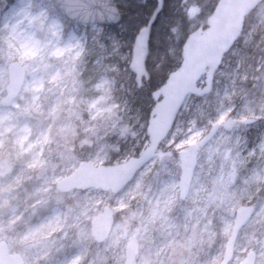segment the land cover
I'll list each match as a JSON object with an SVG mask.
<instances>
[{
  "label": "clouds",
  "instance_id": "1",
  "mask_svg": "<svg viewBox=\"0 0 264 264\" xmlns=\"http://www.w3.org/2000/svg\"><path fill=\"white\" fill-rule=\"evenodd\" d=\"M209 2L181 0L189 36L213 35L193 41L211 77L194 102L138 94L149 56L175 58L179 22L163 50L134 42L132 73L90 65L55 23H0V264H253L257 247L264 264V131L250 148L233 136L264 121V0L202 19Z\"/></svg>",
  "mask_w": 264,
  "mask_h": 264
},
{
  "label": "trees",
  "instance_id": "2",
  "mask_svg": "<svg viewBox=\"0 0 264 264\" xmlns=\"http://www.w3.org/2000/svg\"><path fill=\"white\" fill-rule=\"evenodd\" d=\"M115 1L121 12V19L117 25H107L104 27L106 30L105 33H107L104 35V42L111 55H114L115 51L119 52L120 49L123 53L127 51L128 55H130L134 35L137 30L147 22L156 7V0ZM192 2L199 4L201 3V0H193ZM215 2L216 0H210L205 7V13L201 14L202 19L207 12L212 10ZM184 7L185 5L181 3V0H163L161 11L157 14L152 25L149 45L153 53H156L158 50H163L167 46L166 38L171 35L170 28L178 22L180 23V43L177 44V54L175 58H168V60L158 69L155 67V61L152 56H149L147 68L151 74V78L138 93L144 97L146 105L153 103V99L150 96L151 90L161 85L167 74L172 69L176 68L180 62V46L188 33L192 30L188 27V21L184 17ZM114 46H116V50L114 49L115 51L112 50ZM235 58V55L229 50L224 55L223 62L219 68L223 69L225 68V65H234ZM194 98L200 99L198 96H194Z\"/></svg>",
  "mask_w": 264,
  "mask_h": 264
},
{
  "label": "water",
  "instance_id": "3",
  "mask_svg": "<svg viewBox=\"0 0 264 264\" xmlns=\"http://www.w3.org/2000/svg\"><path fill=\"white\" fill-rule=\"evenodd\" d=\"M0 3H2V0H0ZM224 3L227 4L228 0H224ZM162 4L163 0H156V7L148 18L146 24L141 26L136 32L131 47V57L134 42L136 43L137 48L142 46L145 40L149 43L152 25L157 14L161 11ZM7 5L8 0L7 3H4L3 6L0 7V18L5 12ZM54 5L72 24L76 25L90 26L94 24H118L121 19V13L115 0H54ZM193 10L195 11V9ZM189 34L182 43L184 44L186 40L188 41L186 55L181 56L179 65L167 74L164 82L151 91L156 97L154 103L166 104L171 99L173 93H178L181 90L186 89L188 96L189 94H196L197 89L202 90L207 87L211 77L206 67L198 62V51L196 44L193 43V41L211 40L213 38L211 28L209 24L206 23V26L203 27L200 32L196 33L195 36L190 37ZM221 61L222 59L217 57L219 65ZM129 69L132 72L130 67ZM203 77L204 84L200 86L199 82ZM147 83L148 80L144 82V84ZM252 261L254 264L255 252Z\"/></svg>",
  "mask_w": 264,
  "mask_h": 264
},
{
  "label": "rangeland",
  "instance_id": "4",
  "mask_svg": "<svg viewBox=\"0 0 264 264\" xmlns=\"http://www.w3.org/2000/svg\"><path fill=\"white\" fill-rule=\"evenodd\" d=\"M5 19L13 21L16 19L36 20L42 21L44 24L55 23L58 31H60L59 42H66L69 40L77 41L84 48L85 58L91 65V61L96 60L102 66L111 63H119L122 69L128 68L130 55L127 51H115L116 46L112 50L115 51L111 55L107 45L104 42L105 26L94 24L90 26L75 25L68 21V19L55 7L54 0H9L8 7L1 17L0 23ZM35 30V29H33ZM105 30V31H104ZM37 35L40 33L37 31ZM124 57V59H121ZM234 66V65H233ZM204 83V78L200 81V85ZM194 94L187 96L191 101H198L194 98ZM241 101L236 102V113L242 111ZM234 113V114H236ZM264 131V121L257 120L248 123H241L235 128L233 136L236 137L242 146L246 145L248 148L252 147L260 139L261 132ZM255 264L260 261V249L255 250Z\"/></svg>",
  "mask_w": 264,
  "mask_h": 264
},
{
  "label": "flooded vegetation",
  "instance_id": "5",
  "mask_svg": "<svg viewBox=\"0 0 264 264\" xmlns=\"http://www.w3.org/2000/svg\"><path fill=\"white\" fill-rule=\"evenodd\" d=\"M193 1V0H192ZM191 0H190V2L193 4V5H196L197 3H195V2H192Z\"/></svg>",
  "mask_w": 264,
  "mask_h": 264
}]
</instances>
